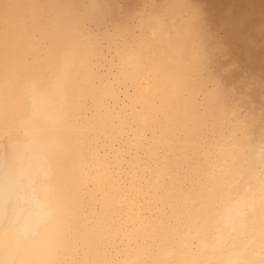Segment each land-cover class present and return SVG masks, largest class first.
Segmentation results:
<instances>
[{
  "label": "bare ground",
  "instance_id": "1",
  "mask_svg": "<svg viewBox=\"0 0 264 264\" xmlns=\"http://www.w3.org/2000/svg\"><path fill=\"white\" fill-rule=\"evenodd\" d=\"M0 264H264V0H0Z\"/></svg>",
  "mask_w": 264,
  "mask_h": 264
}]
</instances>
